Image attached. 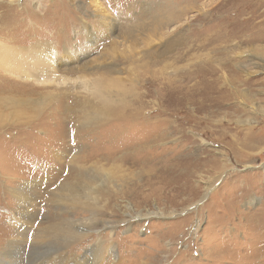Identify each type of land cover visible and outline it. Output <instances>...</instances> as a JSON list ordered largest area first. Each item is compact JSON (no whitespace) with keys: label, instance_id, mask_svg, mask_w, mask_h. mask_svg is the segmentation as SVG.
<instances>
[{"label":"rangeland","instance_id":"1","mask_svg":"<svg viewBox=\"0 0 264 264\" xmlns=\"http://www.w3.org/2000/svg\"><path fill=\"white\" fill-rule=\"evenodd\" d=\"M13 1L0 7L9 44L53 43L59 77L71 81L18 79L19 96L33 86L52 100L36 121L10 115L0 126V264L14 238L34 259L49 254L31 245L54 214L98 230L75 243L79 258L104 241L101 250L115 246L109 264H264V0ZM211 70L229 76L233 98L198 94ZM4 73L0 64L9 85ZM96 80L127 105L89 123L78 101ZM67 181L95 186L98 208L60 205ZM22 184L29 218L16 225L23 214L8 189Z\"/></svg>","mask_w":264,"mask_h":264},{"label":"bare ground","instance_id":"2","mask_svg":"<svg viewBox=\"0 0 264 264\" xmlns=\"http://www.w3.org/2000/svg\"><path fill=\"white\" fill-rule=\"evenodd\" d=\"M13 2L14 1L12 0L9 3L7 2L5 4L2 1L0 3H4V4H0V7L3 9L9 8L10 7L9 4H13ZM99 3H100L99 1L95 0V5H98ZM1 21L2 20L0 19V22ZM7 29H3V27L0 28V64H1V68L4 69V71L6 72L4 73L5 76L3 75V78L5 79L3 83L5 82L9 83V85L0 84V95H1L0 96V126H2V122L5 119V117L6 116L10 117V115L22 118L23 121L21 122L25 124L28 123V121L30 120L34 121L35 118L37 119L42 114H44L43 113L44 108L52 100L51 97L48 96L47 94L42 96V93L38 90L39 88L37 89L36 87H33V86H29V88H27L29 90L28 93H26L25 90L22 91L21 94L25 97L19 96L18 94L15 93L17 88H19L18 79L19 81H26V80H30L31 78V79H34L35 82L36 80H39L38 82H42V83L47 82L48 84L50 83V84H54L58 86H60L61 83L68 84L69 81H71L65 76L63 78L61 76L63 82L59 80L61 79L59 77L60 70L59 68L56 67V63L54 62L55 57H56L57 48L53 43L51 42L44 43V42L39 41L29 46H25V45L23 46V42H20L19 44L17 43V45L9 44V42H12L15 40L13 38L15 35L13 37L10 36L12 34L4 35L3 33L8 34L9 32ZM22 40L23 39H21L20 41ZM216 72H217L216 70H211L207 72L205 75H203V78L199 76L200 78H202L201 79L202 84L205 83V86L207 87H204V88L201 87V91L198 92V94L202 95L206 100H211V97L214 95V93L221 95V96H222V93H224L227 96V98H231L234 93H232L231 91H228L226 87L223 86V80L227 79L228 81L229 76L227 75L224 78L222 76L216 77L217 76ZM235 77H234V81H239V78H235ZM229 80L234 82L230 78ZM241 80L242 79H240V81ZM219 81H221V84L223 87L219 86ZM156 82L157 81H155L154 83ZM84 83L85 82H83L82 84L85 85ZM96 83L98 84V86H96L95 84L92 86V88L98 87L97 89H95V91L94 89L92 91L89 90V88L91 87L87 88V85H86L84 88L87 89L89 93H86L87 96L83 97L85 99L79 98V101H78V104L83 106V108L82 107L81 108L84 111V114H83L84 119L88 121L89 123H97V122H100L101 119L103 118H111V117L121 114V112H123V110L125 109V104L127 102L125 101L124 97L123 98L120 97L122 99L121 100L122 104L120 106L118 105L119 107L116 106L113 100V93H112L113 91L111 89L102 91L101 88H99L100 86H99L98 80H96ZM86 84H88V82H86ZM194 87L196 86L194 85ZM63 93L65 94V92ZM66 93H67L66 95L68 96L71 95L68 92ZM120 94L121 92L120 93L118 92V96ZM34 95H37V97H35ZM77 99L78 98H74L76 102H77ZM91 101H92V104H91ZM201 102L205 104L204 101L201 100ZM212 103L213 104L215 103L214 99H212ZM51 106H53V104H51ZM53 110L54 109L51 108V111ZM136 113L137 112H134L133 114H131V116H128V117L125 116L127 118L124 119V122L132 120L133 117L136 115ZM85 124H87V122H85ZM71 127L72 125L70 126V129ZM251 129L249 128L248 131L244 133L246 137L250 136L249 134L251 133L250 132ZM247 139L251 140L250 138H247ZM262 141H264L263 138L258 140V142H262ZM113 154H116V153L113 152ZM107 157H108L107 159H109L111 157H115V155L107 156ZM81 166L84 167L85 165L83 164ZM86 178L87 180L89 178L91 183L95 181L94 178H91V177H86ZM104 181L102 182V184L104 183ZM28 184H25V185L22 184L21 186L17 188L8 189L10 191V195L13 196V199L15 200V202L20 203L18 213L20 215L23 214L21 217L16 216L19 219L17 218L14 219L15 223H17L16 225L20 223V221L22 220V217H25L26 220L29 218L28 211L25 212V207L27 209V203L30 202L28 200V191L31 189ZM60 190L61 192L58 194L59 204L63 205V207L66 206L68 208H71V210L76 211L75 215H80V214L84 215L88 212L91 213L93 209L98 208L99 206L98 199H97L98 190L97 188H95V186H92V184H89V183L88 184L86 183L78 184L76 182L71 183L70 181H67L62 184ZM50 219L54 221L57 220V222L53 223L52 225L43 227V228L39 227L37 234L33 235V238H32L33 242L31 245L32 249H39V248L41 249L42 247L49 245V247L51 246L49 254H46L39 259L38 258L34 259L33 255L30 256L29 254H27L26 250H24V252H26V255L28 256V258L24 260L25 253L21 250L18 251L16 249L17 247L19 248L21 244L23 243L21 241L19 242L18 239L14 238L13 241L11 239L7 241L8 244L5 246L6 250L3 253V259L1 260V264H89V262L92 264H109V260L107 259V256L111 252L112 248L115 246L113 245L112 247H107L104 244L105 249H103L104 250L103 251L100 248H102V243L104 241H100L97 247L96 246L92 247V250H91L92 253L87 257L79 258L73 255L74 253L72 249L76 246L75 243L81 242L82 240H85L86 238L90 236H96L98 234L97 233L98 230H95V229L87 230L86 226H84L83 224L76 225V222L72 218H69V220L67 221L68 218L67 219L65 217L58 218L55 216V214L51 215ZM110 227H114V226L110 225ZM5 235H6V232H4V234L0 236V244L2 243V240L4 239V237H6ZM13 237L21 238L22 236H20L18 232V233H15ZM23 237L24 238L26 237L24 233H23ZM23 245L26 247V244H23Z\"/></svg>","mask_w":264,"mask_h":264}]
</instances>
